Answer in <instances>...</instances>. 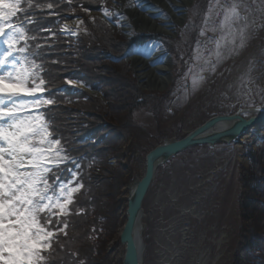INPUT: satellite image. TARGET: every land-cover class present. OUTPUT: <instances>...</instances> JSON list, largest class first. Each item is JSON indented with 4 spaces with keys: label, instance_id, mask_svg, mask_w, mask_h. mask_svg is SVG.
I'll list each match as a JSON object with an SVG mask.
<instances>
[{
    "label": "rangeland",
    "instance_id": "obj_1",
    "mask_svg": "<svg viewBox=\"0 0 264 264\" xmlns=\"http://www.w3.org/2000/svg\"><path fill=\"white\" fill-rule=\"evenodd\" d=\"M118 2H113L109 10L113 11ZM193 2L187 10L188 17L183 27L178 28L177 37L139 33L130 36L112 25V31H119L124 37H142L143 43L138 44L142 47L151 39L158 40L174 61L171 85L165 91H157L140 81L129 58L122 59L130 63L134 78L144 92L165 96L157 110L147 106L133 114L136 124L145 128L152 137L149 141H142L141 149L132 154L130 168L125 169L131 180L142 175L145 155L157 141L162 143L173 137L182 138L216 114H232L239 107L264 106V0H235L249 9L244 13L241 8L242 14L248 16L247 40L231 55L228 53L231 43L222 41L224 58L219 63L214 55L215 41L227 35V30L220 27L222 15H213L208 22L209 30L201 36L208 6L215 0ZM232 2L220 0L221 5ZM87 12L89 17L103 19L102 10ZM112 17L115 21L120 20L115 13ZM72 21L70 29H73ZM213 26L217 29L215 32L210 30ZM79 27L83 29L84 25ZM3 47L0 44V48ZM213 65L215 71H212ZM190 68L192 73L186 76ZM200 75L203 80H199ZM194 76L197 79L195 87ZM261 136H264V126L229 145L189 149L159 168L144 200V264H197L198 258H203L202 264L235 263L237 246L241 241L239 195L245 190L240 184V174L248 168V152L257 149ZM122 159L123 163L127 161L125 157ZM111 162L117 164L115 159ZM131 180L121 196L126 200L119 213L125 220L119 222L110 245L113 264H122L123 260L125 247L120 244L119 235L126 221L127 190ZM240 258L245 259L243 253H240Z\"/></svg>",
    "mask_w": 264,
    "mask_h": 264
},
{
    "label": "trees",
    "instance_id": "obj_2",
    "mask_svg": "<svg viewBox=\"0 0 264 264\" xmlns=\"http://www.w3.org/2000/svg\"><path fill=\"white\" fill-rule=\"evenodd\" d=\"M117 1L32 0L34 6L28 9L27 0H22L27 12L19 20L32 21L26 24V31L37 39L29 41L30 50L37 43L43 45L34 59L43 64V77L52 90L50 96L45 95L55 100V105L42 111L68 154L82 158L78 161L79 180L84 187L75 194L67 235L54 238L50 255L45 253L47 264H113L110 245L122 220L119 212L126 199L121 196L131 180L125 169L130 168L132 154L141 149V142L152 137L136 124L133 114L141 107L157 110L165 97L144 92L130 63L121 59L132 45L142 44L143 38L124 37L98 16H93L96 22L92 23L85 11L111 9ZM49 3L52 9L35 7ZM74 17L83 18L87 28V33L81 31L75 38L60 30ZM69 79L99 91L103 98L67 85ZM248 158L249 166L240 174L245 190L239 195L241 241L234 264H264V136ZM78 209L83 212L76 214Z\"/></svg>",
    "mask_w": 264,
    "mask_h": 264
},
{
    "label": "snow or ice",
    "instance_id": "obj_3",
    "mask_svg": "<svg viewBox=\"0 0 264 264\" xmlns=\"http://www.w3.org/2000/svg\"><path fill=\"white\" fill-rule=\"evenodd\" d=\"M27 4L28 9L34 6L32 0H27ZM21 5L22 0H0V44L5 46L0 48V264H47L45 253L50 255L54 238L67 235L75 194L84 187L79 180L78 161L82 158L68 154L62 138L53 131L42 111L55 105V100L45 95L50 96L52 90L43 77V64L34 59L43 45L37 43L35 50H30L29 41L37 38L26 31V24L32 21L19 20V15L27 12ZM35 7L52 9L53 5ZM242 7L244 13L249 11L247 5L235 0L224 5L215 0L208 6L200 35L209 30L208 22L213 15H222L220 27L227 30V35L215 41L217 63L224 58L222 41L231 43L228 49L231 55L247 40L249 22L247 14L241 12ZM102 11L105 18L114 15L107 7ZM90 19L96 22V17ZM80 25H84L82 19L75 30L67 24L64 30L72 35L81 30L87 33V28L80 29ZM210 30L217 29L213 26ZM191 73L190 68L185 75ZM203 79L200 75L199 80ZM66 84L76 86L77 81L69 79ZM196 84L194 76V87ZM69 163L72 168L67 167ZM82 212L83 209H78L76 214Z\"/></svg>",
    "mask_w": 264,
    "mask_h": 264
},
{
    "label": "water",
    "instance_id": "obj_4",
    "mask_svg": "<svg viewBox=\"0 0 264 264\" xmlns=\"http://www.w3.org/2000/svg\"><path fill=\"white\" fill-rule=\"evenodd\" d=\"M101 17L113 30L112 23L103 15ZM151 43L159 44L156 40ZM132 50L130 48L121 59L129 58ZM260 109H264V106L239 107L232 114H216L186 133L183 138L166 139L145 155L142 175L131 180L128 185L126 221L119 235L120 244L125 247L122 264H144L146 248L142 236L145 227L142 223L145 217L144 200L150 192L159 168L172 161L175 156L197 146L208 145L214 148L218 144L229 145L239 141L248 135L252 128L259 129L264 126V111Z\"/></svg>",
    "mask_w": 264,
    "mask_h": 264
},
{
    "label": "bare ground",
    "instance_id": "obj_5",
    "mask_svg": "<svg viewBox=\"0 0 264 264\" xmlns=\"http://www.w3.org/2000/svg\"><path fill=\"white\" fill-rule=\"evenodd\" d=\"M193 3V0H120L113 9L120 20L115 21L114 17L107 19L130 36L139 33L177 37L178 28L183 27L188 17L187 10ZM77 22L72 21L71 25L77 27ZM129 59L140 81L148 88L157 91L169 88L174 61L165 47L150 42L144 47L134 48ZM196 263L202 264L203 258H198Z\"/></svg>",
    "mask_w": 264,
    "mask_h": 264
}]
</instances>
